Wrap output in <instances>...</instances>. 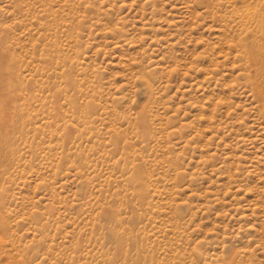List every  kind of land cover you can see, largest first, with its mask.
<instances>
[{"label": "rangeland", "instance_id": "rangeland-1", "mask_svg": "<svg viewBox=\"0 0 264 264\" xmlns=\"http://www.w3.org/2000/svg\"><path fill=\"white\" fill-rule=\"evenodd\" d=\"M244 12L0 0V264H264Z\"/></svg>", "mask_w": 264, "mask_h": 264}, {"label": "bare ground", "instance_id": "bare-ground-1", "mask_svg": "<svg viewBox=\"0 0 264 264\" xmlns=\"http://www.w3.org/2000/svg\"><path fill=\"white\" fill-rule=\"evenodd\" d=\"M243 1L245 35L241 39V57L248 68L249 83L264 111V0Z\"/></svg>", "mask_w": 264, "mask_h": 264}]
</instances>
